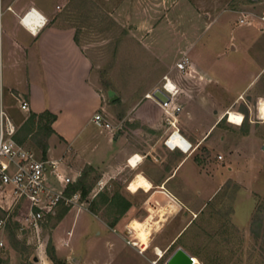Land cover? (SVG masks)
<instances>
[{
	"label": "rangeland",
	"instance_id": "rangeland-1",
	"mask_svg": "<svg viewBox=\"0 0 264 264\" xmlns=\"http://www.w3.org/2000/svg\"><path fill=\"white\" fill-rule=\"evenodd\" d=\"M171 1L173 4L169 0V5L167 3L170 6L166 9L167 23L159 31L161 56L154 55L155 49L147 41L149 34L142 27L149 25L135 24L124 16L127 12L133 15L134 10L137 11L134 14L143 15L144 11L147 15L151 11L145 7L147 3L141 8L128 6L127 0H66L64 7L56 9L52 21L74 27L92 60V73L98 85L104 93L108 90L109 94L118 95L115 100L140 97L147 90L145 83L149 76L157 75L187 49L193 68L189 80L180 75L181 86L193 95L206 94L208 101H214L199 106V114L194 115L198 128L204 129L223 108L241 112L243 120L235 125L224 115L210 136L209 148L201 145L193 151V156L199 159V174L191 160L180 168L176 179L187 181L188 184L181 185L187 200L182 201L184 204L179 202L171 212L162 207L160 199L152 198L146 203V192L131 193L126 189V181L132 175L128 168L123 170L120 179L108 178L104 182L98 168L83 164L80 174H86L90 189L79 201L81 209L77 211L72 231L84 227L88 237L92 236L95 241V230L100 229V224L90 213V202L96 197L95 213L108 222L113 215L108 214L97 193L109 197L117 191L131 202L116 221L119 226L132 218L143 221L151 212L152 220L162 219L159 227L151 226L150 246L146 252L152 256L154 245H162V263L181 246L196 257L199 264H264V151L261 149L264 120L257 116V103L264 97V0H202L203 3L188 0L187 7H180L183 0ZM43 3L51 8L54 0H43ZM241 12L246 14L245 23L237 21ZM183 91L179 89L178 93L183 95ZM239 93L240 99L237 98ZM172 103L173 100L171 106ZM110 109L114 110L112 106ZM100 130L90 122L78 139L89 132L101 136ZM119 145L117 141L109 146L104 142L100 147L105 149L107 158ZM25 146L40 157L32 141L27 139ZM69 177V184L78 178ZM6 191L11 201L9 188ZM2 204L0 257L3 264H42L34 258L43 253L46 261L50 259L46 254L48 243L53 245L57 257L65 259L66 250L56 245L63 235L67 236L64 231L69 224L68 217L75 213L72 207L77 205L67 209L69 213L64 220L63 217L57 220L56 215L65 205H59L54 214L44 216L37 241L34 231L19 229L26 208L19 213L15 207ZM127 235V240L133 238L131 232ZM174 236L177 239L171 243Z\"/></svg>",
	"mask_w": 264,
	"mask_h": 264
},
{
	"label": "crops",
	"instance_id": "crops-1",
	"mask_svg": "<svg viewBox=\"0 0 264 264\" xmlns=\"http://www.w3.org/2000/svg\"><path fill=\"white\" fill-rule=\"evenodd\" d=\"M65 1L54 0V5L46 8L43 0H0L1 107L17 129L30 112L48 110L55 114L56 118L51 124L54 132L48 137L46 158L59 160L60 170L65 176L77 178L84 164L98 168L102 175L101 181L105 182L108 178L120 179L123 170L128 168L132 175L126 181V189L127 182L138 172L151 182L152 187L149 191L141 188L137 190L147 193L146 203H150L152 198H159L165 207L167 198H160L158 195L163 192L175 199L177 206L179 202L184 204L182 201L187 198L183 196L186 191L182 184L188 183L185 178L176 179L179 170L187 160H191L196 174H199V161L195 158L196 155L193 156V151L201 145L209 148L210 136L217 123L231 109L226 111L223 108L202 130L195 124L194 115L199 114L197 112L199 106L214 101H208L206 94L193 95L188 92V88L184 89L181 86L180 75L186 76V81L189 80V72L193 68L187 49H183L179 57L170 65L166 64L157 75L149 76L148 83H145L147 90L140 97L124 101L121 98L115 100L118 95L109 94L108 90L104 93L92 73V60L77 37L74 27L61 26L52 21L57 9L56 4L64 7ZM127 1V5L131 7L143 8L147 3L145 7L152 13L144 15L143 11V15H138L134 14L137 12L134 10L133 15L127 12L124 16L135 24L149 25L142 27L146 28L149 34L147 41L153 50L155 49L154 55L161 56L162 36L159 31L162 25L167 23L166 9L170 7L168 0ZM169 2L173 4L171 0ZM187 5L188 0H183L180 7ZM195 17L197 19L199 15L196 14ZM234 48L232 45L231 49ZM183 55L190 61V67L185 72H181L175 65ZM165 75L176 84L180 92L181 89L184 90L183 95L178 93L179 90L174 95L172 106L181 107L175 113V125L191 143V148L186 153L177 149L171 150L164 145L163 141L173 127L167 123L168 116L158 101L148 95L163 82ZM241 97L239 93L237 98ZM23 102L27 103L25 109L21 107ZM114 104L118 107L115 108ZM111 106L114 110L110 109ZM185 107H188L187 110ZM118 108L121 110H117ZM95 111L105 115L112 124L119 125L118 129L109 131L101 128V136L89 132L78 139L79 134L91 122ZM114 141L120 142V145L114 153L105 158L107 153L105 149H101L100 144L105 142L109 146ZM134 155H139L141 159L135 166H131L129 160ZM216 191L217 187L213 193ZM8 201L7 192L5 191V194L0 192V206L3 207L2 202L8 204ZM72 209L75 213L68 217L69 224L67 223L71 225L69 227L66 225L64 231L67 236L63 235L56 245V248L60 245V248L66 250L64 260L68 264H166L161 262L163 254L156 255L155 247L163 252L162 245H154L151 256L146 253L151 238L145 249L136 244L134 238L130 239L134 243L127 242V233L130 229L128 223L122 226L115 223L111 226L98 214L90 212L91 210L87 209L100 224V229L95 230L97 231L95 241L91 239L92 236L88 237L87 229L84 227L76 232L72 231L77 211L81 208ZM68 213L66 211L62 215V220ZM104 230L105 233L102 232ZM176 239L177 236H174L171 243ZM34 260L38 262L41 260L42 264H51V260L46 261L43 253Z\"/></svg>",
	"mask_w": 264,
	"mask_h": 264
},
{
	"label": "built area",
	"instance_id": "built-area-1",
	"mask_svg": "<svg viewBox=\"0 0 264 264\" xmlns=\"http://www.w3.org/2000/svg\"><path fill=\"white\" fill-rule=\"evenodd\" d=\"M60 7L59 4H56L57 9ZM240 14L238 23H245L246 14L244 12ZM262 17L264 19V10ZM175 65L181 72H185L190 67L189 58L183 55ZM169 82L173 84V87H170ZM159 88L169 97V101L158 103L168 116L167 123L173 127L163 143L171 150L177 149L186 153L191 148V143L175 125V113L181 107L170 105L179 88L167 75L163 77V82ZM21 107L27 108V103L23 102ZM90 121L97 127L109 131L117 130L119 127V125L112 124L105 115L98 111L93 113ZM16 131L15 124L0 103V192L5 194L6 188H9L12 200L9 199L8 205L13 207L18 204L26 205L25 213L20 219L19 229L20 231L27 229L34 231L38 241V231L44 216L54 214L59 205L81 207L80 194L78 191H67L71 178L61 172L59 160L38 157L32 149L16 141ZM176 132L179 133L180 137H174L176 142H171L170 140ZM127 242L134 243L131 240H127ZM0 245H2V241H0ZM192 264L198 263L193 262Z\"/></svg>",
	"mask_w": 264,
	"mask_h": 264
},
{
	"label": "trees",
	"instance_id": "trees-1",
	"mask_svg": "<svg viewBox=\"0 0 264 264\" xmlns=\"http://www.w3.org/2000/svg\"><path fill=\"white\" fill-rule=\"evenodd\" d=\"M55 118V114L51 113L48 110H44L39 113L30 112L28 117L16 131V141L25 145L27 139H29L30 141H32L35 147L39 149L41 157L45 158L48 148V137L54 132L51 124L55 120ZM221 120L217 123V125L221 122ZM85 177L86 174L82 172L75 181L69 184V186L67 187V191H78L80 194V199H84L90 189V185L86 183ZM97 196L100 197L99 201L105 203L107 209L106 211L108 212V214L113 215L112 220L108 221V224L111 226L114 225L119 216H121L131 206V202L117 191L109 197L100 193H97ZM96 203L97 199L96 197H94V199H92L90 202V210L94 213L96 212L97 208ZM25 208L26 205L24 204H18L15 207L16 211L19 213H21ZM68 208V206H62V208L58 210L56 215L57 220L62 217V215L67 211ZM15 225L17 226L16 222ZM46 254L53 264H68L64 259L59 258L55 255L54 247L51 243H48L47 245ZM3 263L4 260L2 259V257H0V264Z\"/></svg>",
	"mask_w": 264,
	"mask_h": 264
},
{
	"label": "bare ground",
	"instance_id": "bare-ground-1",
	"mask_svg": "<svg viewBox=\"0 0 264 264\" xmlns=\"http://www.w3.org/2000/svg\"><path fill=\"white\" fill-rule=\"evenodd\" d=\"M39 17L41 18L40 15H39ZM169 85H170V87H173V84L171 82H169ZM226 115L228 117V121L233 123V124H240L243 120L242 113H240L238 111L229 110ZM257 116H258V118L264 120V97L259 98V101L257 103ZM174 137H180L179 133L176 132L173 135V137L170 140L171 142H176V139H174ZM140 159H141V157L139 155H134L129 160V163L131 166H135L137 161H139ZM151 187H152L151 182L142 173H139V172L135 173L134 176L127 183V189L131 192H136L140 188L143 189L144 191H149L151 189ZM153 195H151V196H153ZM158 195L160 198H167L165 207L169 212L174 211L177 208V202L175 201V199H173L169 196H166L163 192L159 193ZM149 207H150V204H149ZM150 209H152V207H150ZM152 218H153V216H152V212H151V214L143 221L132 218L129 221V223L127 222L128 223L127 226L130 228L129 232H131L133 234V238L136 241L134 239L133 240L135 241L136 244L141 245L143 249H145L149 244L150 234H151V226L155 225L156 228L159 227L160 220H162V219L152 220ZM157 218H159V216ZM129 232H128V234H129ZM155 250H156V255H162L163 254V252L158 247H155ZM193 262L199 264V260L194 256H193Z\"/></svg>",
	"mask_w": 264,
	"mask_h": 264
},
{
	"label": "water",
	"instance_id": "water-1",
	"mask_svg": "<svg viewBox=\"0 0 264 264\" xmlns=\"http://www.w3.org/2000/svg\"><path fill=\"white\" fill-rule=\"evenodd\" d=\"M151 97L156 99L158 102L169 101V97L159 87L153 89L150 93ZM261 149L264 151V142L261 145ZM166 264H192L193 256L187 252L183 247L178 246L174 251L166 258Z\"/></svg>",
	"mask_w": 264,
	"mask_h": 264
}]
</instances>
